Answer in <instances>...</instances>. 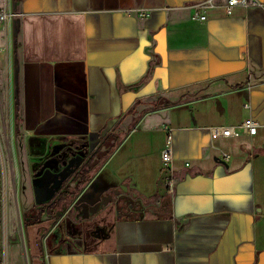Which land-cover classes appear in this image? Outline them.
I'll list each match as a JSON object with an SVG mask.
<instances>
[{"label":"crops","instance_id":"obj_1","mask_svg":"<svg viewBox=\"0 0 264 264\" xmlns=\"http://www.w3.org/2000/svg\"><path fill=\"white\" fill-rule=\"evenodd\" d=\"M200 1L0 0L11 13L0 23L10 78L0 74V91L21 130L96 149L87 186L126 147L112 171L142 162L122 175L129 189L118 188L107 236L80 229L49 245L45 236L30 249L35 264H264V127L210 131L246 118L264 125V0L231 14L213 0L205 19ZM22 197L25 210L28 188Z\"/></svg>","mask_w":264,"mask_h":264},{"label":"rangeland","instance_id":"obj_2","mask_svg":"<svg viewBox=\"0 0 264 264\" xmlns=\"http://www.w3.org/2000/svg\"><path fill=\"white\" fill-rule=\"evenodd\" d=\"M5 72L7 78L4 77ZM0 74L3 77L1 79L2 83H9L10 78L7 70L3 69ZM11 103L12 100L6 91H0V263L35 264L30 249L36 245L41 246L40 243L47 234L48 245L60 234H63L66 238L70 236L66 227H63L61 233L56 231L54 225L57 218L55 217H52V224L48 227L45 223H33L25 228L23 222L25 200L22 193L28 188L31 197L28 205L31 206L34 203L32 189V184H34L36 192L40 191V199H37L42 201L47 199L50 194L45 195L44 193L48 188L42 186L41 179L44 176L42 171L43 173L50 171L49 169L53 167V157L57 151L83 150L85 154L94 156V159L97 155L98 158L90 164L93 170L97 168L103 155L100 156L96 149L91 150L88 143L82 139L41 138L25 134L21 130L17 111ZM199 107L195 109H199ZM184 111L186 110L178 108L174 110V113L177 115ZM127 152L126 147L118 158L112 162L111 166H114ZM150 162L153 164V161ZM135 163L140 164L139 166L142 167L140 159L130 160L118 171H112L111 166L106 167L98 174L91 186L93 199L108 197L112 194V190L118 188L128 191L129 183L124 181L125 178H122V175L127 171H131ZM79 181L80 179L76 178L75 182L79 183ZM78 183L76 187L81 189L83 185ZM122 183L123 185H121ZM40 187L44 188L40 189ZM114 206L116 207L117 204H114ZM98 214L72 226L74 228L89 229L99 218ZM64 225L67 226L69 223L66 222Z\"/></svg>","mask_w":264,"mask_h":264},{"label":"flooded vegetation","instance_id":"obj_3","mask_svg":"<svg viewBox=\"0 0 264 264\" xmlns=\"http://www.w3.org/2000/svg\"><path fill=\"white\" fill-rule=\"evenodd\" d=\"M93 157L85 154L83 150L57 151L53 157V167L49 169L50 171L46 173L42 171V174H44L41 179L42 186L48 188L44 193L45 195L50 194L47 199L36 201L37 198L40 199V191L38 190L36 192V187L32 184L34 203L31 206H37L38 210H42L40 219L43 223L47 224V227L52 224V217H55L57 220L54 227L58 233L62 232L63 227L67 228L66 230L70 237L66 238L63 234H60L63 239L66 238L69 240L73 232L82 229L74 228L72 226L73 224L83 220L86 221L99 212V218L94 225L89 229H84V231L100 238L107 236L111 231V218L115 207L114 204H117L116 207H119L120 201H122L121 197L117 198L119 193L116 195L110 194L109 202L101 205L94 213H90L86 218L77 222L72 219L79 215L82 210H90L92 207L95 208L104 198L96 197V199H93L94 196L91 194V186L85 185L90 176V164L92 163ZM76 178L80 179L79 183L75 182ZM77 183L83 185L81 189L76 187ZM66 222L69 225H64Z\"/></svg>","mask_w":264,"mask_h":264},{"label":"built area","instance_id":"obj_4","mask_svg":"<svg viewBox=\"0 0 264 264\" xmlns=\"http://www.w3.org/2000/svg\"><path fill=\"white\" fill-rule=\"evenodd\" d=\"M256 0H226L225 1V11L227 14H231L233 8L237 5L247 6L248 4L256 3ZM193 5L198 6L195 10V16L200 19H205L207 17V10L210 8H215L216 4L213 0L200 1L194 3ZM11 13L3 8H0V23L6 20ZM264 125H261L252 118H246L238 124H219L213 125L210 127L212 136H237L241 133H247L249 135H254L257 129ZM170 136L168 135L167 143L161 150V159L163 162V178L166 185L167 192L171 193L175 187V172L172 162V151L171 145L169 143ZM225 158H228L229 155L226 152H223ZM1 264V263H0Z\"/></svg>","mask_w":264,"mask_h":264},{"label":"water","instance_id":"obj_5","mask_svg":"<svg viewBox=\"0 0 264 264\" xmlns=\"http://www.w3.org/2000/svg\"><path fill=\"white\" fill-rule=\"evenodd\" d=\"M214 160L217 161V162H221V163H223V164H225V165L227 164L225 159H222L221 157H218V156H214ZM118 193H119V189H114V190H112V194L116 195V194H118ZM109 197H110V196H108V197H104V198L102 199V202H101L99 205H96L95 208L92 207L90 210H89V209L82 210L81 213H80L79 215H77L75 218L73 217L72 219H73L75 222H77V221H79V220H83V219L86 218L90 213H91V214L94 213L98 208L101 207V205L108 203V202H109ZM36 201H39V200L36 199Z\"/></svg>","mask_w":264,"mask_h":264},{"label":"trees","instance_id":"obj_6","mask_svg":"<svg viewBox=\"0 0 264 264\" xmlns=\"http://www.w3.org/2000/svg\"><path fill=\"white\" fill-rule=\"evenodd\" d=\"M41 212L42 210L40 209L38 210L37 206H31L30 208L24 210L23 212L24 227L26 228L28 225L33 223H39V224L43 223V221L40 219Z\"/></svg>","mask_w":264,"mask_h":264}]
</instances>
